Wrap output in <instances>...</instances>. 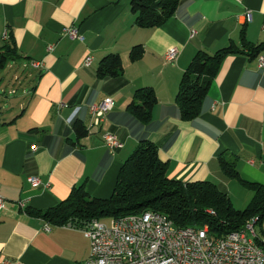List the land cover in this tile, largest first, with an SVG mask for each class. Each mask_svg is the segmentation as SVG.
<instances>
[{
	"label": "crops",
	"instance_id": "0c3cea01",
	"mask_svg": "<svg viewBox=\"0 0 264 264\" xmlns=\"http://www.w3.org/2000/svg\"><path fill=\"white\" fill-rule=\"evenodd\" d=\"M135 18L130 0H0V46L12 34L16 47V58L0 68L24 61L34 77L28 87L13 89L15 96L0 99V192L7 199L0 212V259L82 264L91 240L81 227L54 224L26 209L53 207L79 184L94 196L110 197L121 166L143 139L158 145L171 178L212 180L231 197L253 195L222 171L218 157L226 153L244 180L264 184V70L244 48L264 42V0H181L175 14L153 28L138 26ZM68 27H76L83 39L68 35ZM232 43L245 51L224 57L201 114L182 119L176 95L193 56ZM136 44L144 46V54L132 61ZM173 46L180 54L166 61ZM110 52L120 53L124 74L100 78L99 62ZM143 86L153 87L158 97L147 124L127 108ZM107 96L115 105L92 126L90 105ZM77 119L88 130L81 138L74 129ZM106 131L123 142L115 152L104 142ZM31 175L42 184L31 183Z\"/></svg>",
	"mask_w": 264,
	"mask_h": 264
},
{
	"label": "trees",
	"instance_id": "16d2710c",
	"mask_svg": "<svg viewBox=\"0 0 264 264\" xmlns=\"http://www.w3.org/2000/svg\"><path fill=\"white\" fill-rule=\"evenodd\" d=\"M181 0H130L135 23L141 27H158L172 17ZM15 39L10 34L6 44L0 46V67L16 58ZM251 58H256L264 50V42L254 45L244 44ZM236 43L221 48L215 53L200 49L193 56L183 73L176 95L181 118L192 120L202 111V103L213 79L218 73L224 57L231 53H241L245 49ZM144 54L142 44L130 50L132 61ZM97 74L100 78L119 77L124 74L122 57L118 52H110L99 62ZM158 97L153 87L143 86L135 90L128 111L142 123L152 119ZM79 138L88 130L82 119L74 122ZM222 171L229 177L238 178L254 192L244 208H236L228 191L212 180L181 181L168 175L167 162L162 160L158 145L149 140L140 141L135 150L120 168L116 185L110 197L90 194L84 184L73 186L69 196L57 205L45 210L28 207L29 214L41 216L48 222L81 227L93 219L118 217L147 210L158 211L173 220L176 226L209 227L211 237L224 236L243 229L247 220L258 217L257 224L263 231L264 184L244 180L236 167L234 158L226 153L218 157ZM257 243L264 249V242Z\"/></svg>",
	"mask_w": 264,
	"mask_h": 264
},
{
	"label": "built area",
	"instance_id": "2783aa9c",
	"mask_svg": "<svg viewBox=\"0 0 264 264\" xmlns=\"http://www.w3.org/2000/svg\"><path fill=\"white\" fill-rule=\"evenodd\" d=\"M251 18L249 11L246 20ZM65 31L72 38L83 39L76 27H68ZM52 48L50 45L49 49ZM179 54V47L173 46L164 57L166 61H174ZM91 61L92 57L87 56L84 64L89 65ZM257 61L259 68L264 70V50L258 54ZM114 105L112 96L91 104L92 126H99ZM103 138L112 152L123 146L114 132L106 131ZM28 179L34 185L42 184L37 175ZM6 203L7 199L0 192V212ZM20 205L24 207L25 203L20 201ZM257 220L258 217L247 220L241 230L211 237L208 225L204 228L178 227L165 214L153 210L114 217L112 224L93 219L81 226L91 240L90 255L82 264H264V249L256 240L259 238L255 228ZM0 264L10 262L2 258Z\"/></svg>",
	"mask_w": 264,
	"mask_h": 264
},
{
	"label": "rangeland",
	"instance_id": "374dc122",
	"mask_svg": "<svg viewBox=\"0 0 264 264\" xmlns=\"http://www.w3.org/2000/svg\"><path fill=\"white\" fill-rule=\"evenodd\" d=\"M26 65V66H25ZM32 67L27 65V62L24 61H10L8 66L5 68H0V82L1 87L0 90V99H6L7 97H13L16 94L13 92V89L19 88L21 84L28 87L32 84V79L34 77L30 76L32 74ZM30 76V77H29ZM20 77V79H18ZM22 90V89H21ZM5 91V92H4ZM253 195H232V200L234 205L237 208H244L246 204L249 203ZM104 223L112 224L113 218L106 217L101 219ZM264 226V222H263ZM257 234L263 238L264 234L261 229L260 224H256L255 226Z\"/></svg>",
	"mask_w": 264,
	"mask_h": 264
},
{
	"label": "bare ground",
	"instance_id": "6f19581e",
	"mask_svg": "<svg viewBox=\"0 0 264 264\" xmlns=\"http://www.w3.org/2000/svg\"><path fill=\"white\" fill-rule=\"evenodd\" d=\"M255 219V218H254Z\"/></svg>",
	"mask_w": 264,
	"mask_h": 264
}]
</instances>
